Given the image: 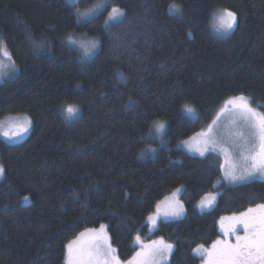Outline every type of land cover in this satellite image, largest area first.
Instances as JSON below:
<instances>
[{"label": "trees", "instance_id": "trees-1", "mask_svg": "<svg viewBox=\"0 0 264 264\" xmlns=\"http://www.w3.org/2000/svg\"><path fill=\"white\" fill-rule=\"evenodd\" d=\"M103 2L84 0L79 11ZM107 3L124 15L105 27L111 7L78 23L71 0H0V50L9 56L0 123L32 121L20 143L0 136V264H66L67 244L101 225L122 262L137 252L139 235L171 243L168 264H201L193 249L221 237L222 217L264 203V180L227 186L218 155L177 147L232 97H248L264 114V0ZM173 3L182 14L169 13ZM225 8L239 26L222 36L213 14ZM29 34L46 38L45 49L34 51ZM69 34L99 46L82 60V50L67 46ZM66 105L80 109L71 120ZM157 120L167 125L163 143L152 130ZM181 188L184 217L150 232L147 218ZM215 192L216 206L200 211Z\"/></svg>", "mask_w": 264, "mask_h": 264}, {"label": "snow or ice", "instance_id": "snow-or-ice-1", "mask_svg": "<svg viewBox=\"0 0 264 264\" xmlns=\"http://www.w3.org/2000/svg\"><path fill=\"white\" fill-rule=\"evenodd\" d=\"M83 2L84 0H71L72 6L77 8L76 19L78 23L85 17H92L100 10L111 7L107 3V0H104L94 10L81 12L79 11V5ZM168 11L170 14H182L181 7L175 3L169 5ZM123 15L122 9L111 7L108 20L105 21V27L108 26L110 21L118 20ZM213 21L214 31L220 33L222 36L231 33L239 26L237 13L226 8L214 13ZM90 22V20H85V23ZM28 39L34 51L44 50L48 44L47 39L43 37L34 39L29 34ZM66 43L68 47L82 50V60H86L91 56L99 46L98 40L88 38L86 34L76 37L69 34L66 38ZM251 105L252 101L248 97L240 95L228 99L225 106H231L233 109L238 110L249 126V138L242 147L236 146L235 161L224 173V179L230 184L246 182L256 175L264 176V114L258 113ZM183 110L190 114H194L196 111L188 104L183 105ZM79 111L80 109L76 105H66L62 108V112L65 113V120H71L73 117H76ZM223 111L224 108L220 110L221 114ZM215 123L216 120H213L212 124L205 130L183 141V145L189 151L197 153L201 157H205L206 154L216 151L218 142L212 135ZM30 126L31 121L29 120L24 125L17 127L11 134L9 132H2L0 135L14 142L27 134ZM166 127V123L159 120L154 121L152 125V130L160 137L161 143L164 142L163 136ZM177 147H180V145H177ZM151 151L155 152V149H151ZM220 152L226 159L230 155L228 150L224 148H221ZM141 155L143 156L144 153H141ZM5 176V169L0 165V178ZM28 199L29 197H24L25 201ZM215 199L216 197L213 195H205L200 200L199 207L202 210L204 208H211ZM183 212V204L177 201L175 207L166 209L163 212V216L165 218L169 216L180 217L183 215ZM159 218L160 205H157V214L150 215L147 219L152 227L155 228ZM225 219L231 220L232 224L224 230V235L234 236L236 243H231L229 240L217 239L212 243L210 249L205 248L203 244L197 246L193 251L204 258L202 264H264V203L257 204L254 208L249 207L246 211L240 212L239 215L234 214L231 217H222L220 221L222 228ZM239 228L243 229V235H240ZM89 234L92 235V241L85 246L82 241ZM136 241L141 244V250L127 264H158V261L166 259L173 249V245L166 243L163 238L159 241L152 240L150 243L144 244L140 236L137 235ZM66 247L67 264H121V261L114 255L115 249L112 247L110 238L105 232L104 225H101L99 229L93 228L81 232L79 237L70 241Z\"/></svg>", "mask_w": 264, "mask_h": 264}, {"label": "rangeland", "instance_id": "rangeland-1", "mask_svg": "<svg viewBox=\"0 0 264 264\" xmlns=\"http://www.w3.org/2000/svg\"><path fill=\"white\" fill-rule=\"evenodd\" d=\"M9 60V56L7 54V52L5 50H0V81L3 80L4 75H6V73H2V67H5V61ZM6 77V76H5ZM227 103L222 107L224 108L223 113L221 114V112L219 111L218 115L213 119L216 120L215 125H213V133L212 135L217 139L218 142V147L217 150L214 152H211L209 154H216L221 158L222 161V172H223V180L226 183L227 186H231V187H235V186H240L242 184H246V183H250L253 181H263L264 180V176H260V175H256L253 178H251L250 180L246 181V182H242V183H237V184H230L227 180L224 179V173L226 170H228L232 163L235 161V156H236V152H237V147L236 146H243L245 141L249 138V126H248V122L242 118V116L240 115L239 111L236 109H233L231 106H227ZM254 109H256V111L258 113H261L260 109L256 106H254L253 104L251 105ZM221 108V109H222ZM220 109V110H221ZM189 116H194L196 117L197 114L196 112L194 114H190L187 113ZM262 114V113H261ZM218 117V118H217ZM31 121V119L28 116H19V117H14V118H9L6 119L5 121L0 123V133L2 132H9L10 134L16 130L17 127L22 126L25 124L26 121ZM212 124V122L210 123ZM209 124V125H210ZM208 125V126H209ZM207 126V127H208ZM206 127V128H207ZM205 128V129H206ZM32 129V121H31V126L29 127V131L27 134H25L22 138L13 141L8 140L6 137H4L3 135H0L6 142L10 143V144H17L22 142L23 140H25V138L29 135V133L31 132ZM204 129V130H205ZM243 134V135H241ZM195 136V135H194ZM193 137V136H192ZM188 140V139H187ZM186 141V140H185ZM181 149H183L184 151H186L188 154L192 155V156H196V157H201L199 156L197 153L191 152L188 150V148L186 146L183 145V141L179 144ZM224 148L227 149L228 152L230 153L229 157L226 159L225 156L223 154H221L220 149ZM209 154H206L209 155ZM238 162V161H236ZM1 165V164H0ZM1 180V178H0ZM183 192V189H178L176 190L172 195L168 196L167 198H165L164 200H162L160 203H158V205H160V218L157 222V226L155 228L152 227L151 223L148 221L146 224L148 225V229L150 232H154V230H156L159 226V224L161 222H167V221H172V220H179L182 219L183 216L185 215L186 211H185V207H184V212L183 215L180 217H172L169 216L167 218H165L163 216V212L166 209H170L175 207L176 202L179 201V203L183 202L181 201V194ZM219 192H215V193H211L210 195H213L216 197L215 202L213 204V206L211 208H204L203 210L199 207V203L197 208L204 212V211H210L212 210L215 206L216 203L218 201V197H219ZM209 195V194H208ZM184 206V204H183ZM157 214V207L155 209V212L152 215ZM235 215H239V214H235ZM233 216V215H231ZM231 216H225V217H231ZM221 221V220H220ZM232 224V221L229 219H225L223 222V228L221 227V223L219 222V232L221 237L219 239L221 240H229L231 243H236V239L234 236H225L224 235V230L227 229L230 225ZM240 235H243V229L239 228L238 229ZM105 232L107 233L106 230V226H105ZM109 237V236H108ZM143 240V239H142ZM92 241V235H86L83 238L82 243L87 246L88 244H90ZM145 242V241H144ZM148 244V242H146ZM211 248V246L209 247V249ZM197 257L201 258L202 261L204 260V258L200 255H197L196 253H194ZM170 261V260H169ZM169 261L165 264H168ZM66 264H67V256H66ZM202 264V263H201Z\"/></svg>", "mask_w": 264, "mask_h": 264}, {"label": "crops", "instance_id": "crops-1", "mask_svg": "<svg viewBox=\"0 0 264 264\" xmlns=\"http://www.w3.org/2000/svg\"><path fill=\"white\" fill-rule=\"evenodd\" d=\"M183 217H184V216H183ZM141 241H142L144 244H147V243L144 242L142 239H141ZM158 241H159V240H158ZM173 249H174V247H173ZM173 249H172L171 253L166 257V259H161V260H159V261H158V264H165V263H167V262L170 260V257H171V255H172V253H173ZM140 250H141V244L137 242V252L140 251ZM137 252H136V253H137ZM136 253H135V255H136ZM114 255L118 258L117 253H116V250H115ZM135 255H134V256H135ZM134 256H133V257H134ZM133 257H132V258H133ZM118 259H119V258H118ZM127 262H128V261H127ZM127 262H122V261H121V264H127Z\"/></svg>", "mask_w": 264, "mask_h": 264}, {"label": "bare ground", "instance_id": "bare-ground-1", "mask_svg": "<svg viewBox=\"0 0 264 264\" xmlns=\"http://www.w3.org/2000/svg\"><path fill=\"white\" fill-rule=\"evenodd\" d=\"M146 215V214H145Z\"/></svg>", "mask_w": 264, "mask_h": 264}]
</instances>
